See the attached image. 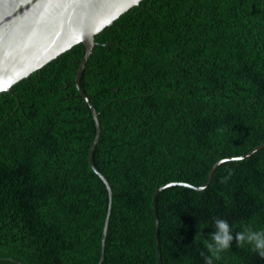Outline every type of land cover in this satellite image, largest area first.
<instances>
[{
    "label": "trees",
    "instance_id": "16d2710c",
    "mask_svg": "<svg viewBox=\"0 0 264 264\" xmlns=\"http://www.w3.org/2000/svg\"><path fill=\"white\" fill-rule=\"evenodd\" d=\"M81 84L112 207L101 264H205L214 218L264 229V0H142ZM78 43L0 93V264H99L110 193L89 163ZM263 145V146H261ZM261 146V147H259ZM214 264H264L250 244Z\"/></svg>",
    "mask_w": 264,
    "mask_h": 264
},
{
    "label": "water",
    "instance_id": "95a60500",
    "mask_svg": "<svg viewBox=\"0 0 264 264\" xmlns=\"http://www.w3.org/2000/svg\"><path fill=\"white\" fill-rule=\"evenodd\" d=\"M141 1L0 0V93L4 91L13 93L12 87L19 80L30 76L74 45L84 44V55L76 71L75 83L89 104L96 124V135L88 158L91 167L103 179L110 193L99 264L105 257L113 191L107 177L94 161V152L101 133V123L96 106L82 87L81 77L93 48L98 44L96 35L131 7L140 4ZM250 152L244 156L226 159L244 158L250 155ZM226 159L220 160L213 166L208 181L202 186H195L187 182H169L157 188L153 201L159 264H163L160 242L161 222L158 211L160 192L171 185H186L197 190L203 189L212 180L218 164Z\"/></svg>",
    "mask_w": 264,
    "mask_h": 264
},
{
    "label": "clouds",
    "instance_id": "9594fccd",
    "mask_svg": "<svg viewBox=\"0 0 264 264\" xmlns=\"http://www.w3.org/2000/svg\"><path fill=\"white\" fill-rule=\"evenodd\" d=\"M213 228L206 241L212 255L205 256V264H214V258L219 259L222 252L230 249L234 239L237 245L250 244L254 251L264 257V229L254 230L249 225L241 231H234L230 222L220 217L214 218Z\"/></svg>",
    "mask_w": 264,
    "mask_h": 264
},
{
    "label": "bare ground",
    "instance_id": "6f19581e",
    "mask_svg": "<svg viewBox=\"0 0 264 264\" xmlns=\"http://www.w3.org/2000/svg\"><path fill=\"white\" fill-rule=\"evenodd\" d=\"M251 152H252V151H251ZM251 152H250V153H251Z\"/></svg>",
    "mask_w": 264,
    "mask_h": 264
}]
</instances>
